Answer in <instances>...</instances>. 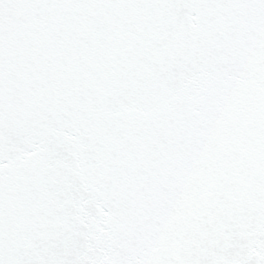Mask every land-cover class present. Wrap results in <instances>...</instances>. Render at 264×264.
<instances>
[{
  "label": "snow or ice",
  "instance_id": "6c2138e0",
  "mask_svg": "<svg viewBox=\"0 0 264 264\" xmlns=\"http://www.w3.org/2000/svg\"><path fill=\"white\" fill-rule=\"evenodd\" d=\"M0 264H264V0H0Z\"/></svg>",
  "mask_w": 264,
  "mask_h": 264
}]
</instances>
